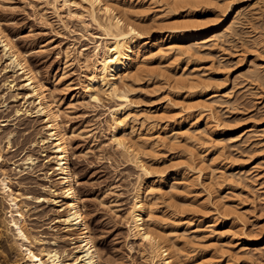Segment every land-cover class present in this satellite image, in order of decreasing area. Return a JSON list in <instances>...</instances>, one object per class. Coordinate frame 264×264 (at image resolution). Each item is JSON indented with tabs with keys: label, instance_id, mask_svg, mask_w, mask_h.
Listing matches in <instances>:
<instances>
[{
	"label": "rangeland",
	"instance_id": "obj_1",
	"mask_svg": "<svg viewBox=\"0 0 264 264\" xmlns=\"http://www.w3.org/2000/svg\"><path fill=\"white\" fill-rule=\"evenodd\" d=\"M161 1L143 0L144 4L135 6L138 10H132L135 13V16L132 15L133 21L151 38L160 28L179 25L185 20L177 21L175 17L187 18L193 10L187 7L191 5V0H187L188 3H185L186 0H169L178 9L168 15L161 13L165 0ZM205 1L195 9L197 14L207 13L210 20L206 18V21L220 17L217 12L210 11L212 3L217 4L219 0ZM44 6L43 0H0V28L19 51L26 53L28 64L59 103L63 122L68 126L72 169L77 175L76 187L99 263L150 264L148 253L139 242L129 239L126 227L127 213L137 186L150 180L104 137L108 110L120 102L102 97L101 103H94L79 96L86 71L82 61L77 58V52L86 48L90 56L91 42L100 32L88 20H85L87 28L77 20L63 19L62 22ZM238 11L220 32H227L229 37L224 35L223 42H217V47L211 46L212 38L201 42L200 47L207 44L201 49L197 45L199 53H195L188 64L173 56L164 58L162 66L150 62L145 65V71L138 80L129 86L130 98L136 104L141 120L146 115L156 118L164 116L156 112L162 109L166 98L173 105L181 106L201 101L214 107L221 126L218 131L228 132L218 136L210 135L203 129H196L199 131L196 132L195 129L191 128L192 131L182 127L183 132L192 131L190 134H195V143L199 144L181 143L164 148L159 145L149 149L144 157V164L154 174L153 178L171 171L179 175L191 165V155L195 157L199 152H203L206 158L210 157V160L215 158L222 162L215 172L211 169L208 172L207 169L205 174L208 179L204 176L198 180L195 172L185 173L190 177L191 186L184 189L180 185L173 194L167 191L164 200L158 201L157 215L159 221L163 219L160 223H165L166 226L162 227L165 231H172V226L169 227L167 223L174 217H183L191 221L190 228L200 229L193 233L187 227H179L175 234L178 236L176 239L179 238L178 243L182 244L181 248L187 250L190 263L196 261L200 264L201 259L206 260V264H264V0H252ZM155 13L160 14L155 16ZM8 64V58L0 47V145L5 161L0 169L12 179L14 192L49 199L47 190L54 182L46 183L44 177L53 165L46 163L41 146L37 145L40 136H44V124L36 116L15 121L16 109L31 112L35 109L29 104L32 100L27 98V92L22 89L19 72L7 69ZM182 74L209 85V92H204L202 96H185L184 89H179L177 93L169 90L178 78H183ZM9 83L13 86L11 89ZM208 94L211 95L206 96ZM203 96L204 99H200ZM173 105L167 110L178 118L180 111ZM161 125L162 122H159L151 127L141 121L137 133L142 137L153 133L163 134ZM100 126L102 129L94 134L95 142L79 136L87 129H100ZM71 132L74 133L70 135ZM10 134L12 150L7 149L5 143ZM124 136H127L126 132ZM34 144L36 146L33 147ZM46 153L50 156L49 148ZM23 154L36 159V165L22 176L17 173L20 168H14L12 164L18 166ZM221 157L227 159L223 161ZM196 158L195 164L198 162ZM209 162L207 167L211 168L213 162ZM209 173H216L213 180V175ZM208 180L212 183L215 181L216 185L211 183L216 189L214 193ZM210 191L212 197L219 192L218 199L221 200L216 199L219 203L215 199L211 201ZM25 202L28 205L26 225L30 235L57 249L66 260L76 246V236L54 224L59 216L58 210L46 203ZM7 209V204L0 199V219L8 216L5 215ZM205 213L207 216L203 217ZM217 213L225 216H219L216 225L213 222L219 215ZM204 222L216 226H201ZM242 228L247 236L260 242L245 245L239 237ZM0 233V264H17L20 258L13 248L11 234H5L1 225ZM53 242L56 245L52 246Z\"/></svg>",
	"mask_w": 264,
	"mask_h": 264
},
{
	"label": "bare ground",
	"instance_id": "obj_2",
	"mask_svg": "<svg viewBox=\"0 0 264 264\" xmlns=\"http://www.w3.org/2000/svg\"><path fill=\"white\" fill-rule=\"evenodd\" d=\"M43 1L45 2L44 7L51 10L53 15L59 18L60 21L63 22V19L77 20L87 28L85 20H88L100 32L91 42L90 56L87 55L86 51L88 49L86 48L77 52V58L82 61L86 71L79 96H83L94 103H101L102 97L120 102L116 107L108 110L107 118L104 121L105 124L103 123L106 126L104 137L109 141L110 145L120 151L122 155L129 159L150 180L143 185L139 184L133 195L132 203L127 213L126 227L129 239L141 244L142 248L148 253L150 264H198L196 261L194 263L189 262L187 250L185 249V251L184 248H181L182 244L178 243L179 238L176 239L178 236L175 234L179 227H187L189 228L188 231H193V233L197 232L195 230L199 231L200 229L197 227L198 229L195 228L194 230V228H190L192 226L191 221L183 217L173 218V215H171L173 219L167 225H171L173 229L172 231H165L162 228L165 220L163 221L164 224H161L163 219L159 221L160 218L157 215V211L159 210L158 205L160 204L158 201L167 196V191L170 192L169 194H173L180 185H183L184 189L191 186L189 183L190 177L185 173L195 172L196 178L202 180L207 175L205 174L207 169L208 172L210 169L212 172H215L217 167H220L218 165L222 162L219 159V161L217 159L214 160V157V159L210 160L208 159L210 157L206 158L203 152H199L195 157L191 155V165L187 166L179 175L176 171H171L170 173L163 172L154 177V179V174L150 173L144 164V157L149 149L152 150L159 145L164 148L165 146L175 147L181 143L190 145L199 144L195 143L197 138H195V134H192V129H195V131L196 129H203V131H207L210 135L214 134L218 136L220 134H227L228 132L218 131L221 126L214 107L201 101L196 104L181 106L179 104L173 105L171 100L166 98L164 104L161 106L162 109L156 112L164 116L156 118L152 115H146L141 120L136 104L130 98L131 91L129 90V86L138 80L145 71V65L150 62H155L157 65L162 66L161 61L163 62L164 58L170 56L182 59L185 63L190 62L194 58L195 53H199V48H196L198 47L197 45L199 44L200 47L201 42H207L211 38L213 39V44L210 43L211 46L217 47V42H223L222 39L228 35L226 31L224 34H220V32L231 21L233 15L239 12V8L252 0L235 1L227 9L219 7L222 0H219L217 4L212 3V6L209 5L212 8L210 11L220 14V17L212 19L213 21H206V18L210 17L207 13L206 15H198L195 10L205 0L203 2L191 0V5L187 7L193 10L191 9L192 11L189 12L188 17H175L177 21H185H182L179 25L176 24V26L160 28L158 33L152 38L145 35L144 29L135 23L132 18V15L135 16L132 10H138L135 6L139 3L144 4L143 0H116L114 2L99 0V3H93V0ZM150 1L156 2V0ZM223 2L226 3L227 0H223ZM185 3H188L187 0ZM174 4L173 1L165 0L161 13L171 15V13L178 9ZM159 14L155 13V16ZM79 17L83 19H79ZM262 43H264V40ZM206 44H202L200 49L205 47ZM0 47L9 61L7 69L12 72H19L22 79L21 82H23L22 89L27 92V98L32 100L29 104L35 109L34 112L16 109L14 111L15 121L22 117L36 116L43 122L44 136H40L37 145L41 146L42 156H44L46 163L53 165L52 169L44 177V182L50 184L54 182V185L50 186L47 190L50 196L49 199L41 197L32 198L14 192L11 188L12 179L0 169V199L8 206V211L5 213L8 216L0 219V225L5 234L9 233L12 236L13 248L17 251L20 258L17 264H100L98 253L85 219L84 206L81 204V198L77 191V175L72 169L73 157L69 152L68 126L63 122L59 103L48 92L46 83L37 76V72L28 64L25 58L26 53L19 51L1 28ZM184 76L186 75H183V78H178V81L173 83V87L167 84L171 87L169 90L177 93L179 89H184L187 92L184 93L185 96L191 94L202 96L204 92H209V85L203 84L193 77ZM8 86H10V89L13 87L11 83ZM213 96L210 97L209 103L212 101L211 98ZM200 99H204V96L200 97ZM71 100L73 99L71 98ZM171 105L180 111L178 113L181 115L180 117L177 118L170 115L171 110L168 111L167 109ZM141 121L146 122L151 127L162 122L161 127L164 133H153L147 137L140 136L137 133V126ZM167 126H169L168 130L166 129ZM182 127L192 130L190 131L192 133L183 132L181 130ZM101 129L102 126H100V129L97 127L87 129L84 134L79 133V136L91 138L92 142H95L96 137L94 134ZM125 132L127 136H124ZM73 133L71 132L70 135ZM5 143L6 148L12 150L11 134L6 137ZM47 148L50 149V156L46 153ZM2 152L3 150L0 145V166L5 162ZM195 158L198 161L196 164L194 163ZM226 159V157L223 158V161ZM18 161L21 162L18 166L12 165L14 168H20L19 170L17 169V173L22 176L27 174V170L32 171L36 165V159L27 156V154H23ZM208 162H213V164H209L210 166L213 165L211 168L207 167ZM223 165L225 167L224 163ZM215 174H211L213 177H209L212 179L215 177ZM209 183L210 187L214 189V185H211L212 181H209ZM216 183H219V180L218 182L216 180ZM212 184H215V181ZM215 190H213V193ZM211 191V201L214 199L215 201L216 199L220 201L221 199H218L219 192L215 193V196L212 197ZM29 200L37 204L46 203L55 207L58 210L59 216L54 224L60 226L64 232L76 236L74 242L76 246L73 248L74 250L70 256L66 257V260L57 249H53L50 245L47 246L46 243L30 235L26 225L28 205L25 202ZM219 201L216 202L219 203ZM217 214L219 215L215 219V222H213L216 225L218 224L216 223L218 217L225 216V214ZM203 215V217L207 216L206 213ZM166 218L170 219V217ZM165 222H167V219ZM206 224H208L209 228L216 226L214 224L211 225L209 222H204L201 226ZM202 230L205 229L203 228ZM169 232H173V234ZM168 233L169 236L172 234V238L173 235L176 237L171 239ZM145 236L150 237V239L145 240ZM239 237L243 239L245 245L260 242L247 236L243 232V228L239 232ZM54 245H56V242L52 243V246ZM29 252L39 257V259H31L28 255ZM208 261L210 260L208 259ZM200 262V264L202 262L206 264L207 261L200 259Z\"/></svg>",
	"mask_w": 264,
	"mask_h": 264
},
{
	"label": "snow or ice",
	"instance_id": "obj_3",
	"mask_svg": "<svg viewBox=\"0 0 264 264\" xmlns=\"http://www.w3.org/2000/svg\"><path fill=\"white\" fill-rule=\"evenodd\" d=\"M93 3H99V0H93ZM233 3H235V0H227L226 3L223 2V0H222V2L219 4V7L224 8V9H227V8H230V7L232 6ZM77 7H79V5H77ZM3 10L7 11L8 9H3ZM79 19H83V18H82V17H79ZM18 114H19V113H18ZM6 191H7V190H6ZM144 239H145V240H148V239H150V237L145 236ZM165 254H166V253H165ZM28 255H29L30 258L33 259V260H37V259H39V257L33 255L31 252H29Z\"/></svg>",
	"mask_w": 264,
	"mask_h": 264
}]
</instances>
